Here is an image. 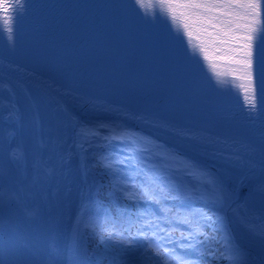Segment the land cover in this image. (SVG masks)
Listing matches in <instances>:
<instances>
[{
  "label": "bare ground",
  "instance_id": "6f19581e",
  "mask_svg": "<svg viewBox=\"0 0 264 264\" xmlns=\"http://www.w3.org/2000/svg\"><path fill=\"white\" fill-rule=\"evenodd\" d=\"M22 2L26 7L25 0ZM26 13L17 14L14 30L20 28L28 36L24 35L20 44L7 40L9 52L0 55V118L5 125L3 135L14 171V208L19 212L16 223L21 236L30 233L33 264H38L42 228L46 238L41 264H71L73 223L89 188L82 171V156L73 148L78 143L76 132L82 125L106 124L119 130H135L149 138L156 135L174 147L153 146L160 156L194 164L220 178L227 189H234L232 209L246 205L244 215L256 217L259 223V218L264 217V192L259 190L256 178L264 176V150L258 144L264 128L258 123L264 122V113L258 109L264 107V101L256 112H249L241 98L227 101L221 93L208 88L194 92L173 86L176 93L166 97V106L155 105L154 96L160 95L157 85H168L157 80L154 87L135 83L145 77L122 67L118 55L94 53L91 60L83 62L73 54L45 53L43 46L30 41L51 27L80 36L82 39L77 41L81 43L94 45L96 40H104L126 48L121 51L155 55L160 57L159 61L172 62L171 66L183 63L204 75L213 73L208 63L196 56L119 42L109 37L110 33L97 32L95 21L76 20L77 28H72L65 23L63 14L52 24ZM167 33L172 39L165 34L162 39L173 46L184 41L179 40L183 33ZM134 35L145 38L142 31H134ZM99 45L113 49L110 44ZM218 64L221 69L227 68ZM145 94L154 96L148 100ZM254 204L259 206L254 213H248V207ZM222 215L230 231L244 240L250 264H261L264 244L252 238L238 213L225 207ZM2 254L3 249L0 258Z\"/></svg>",
  "mask_w": 264,
  "mask_h": 264
},
{
  "label": "snow or ice",
  "instance_id": "6c2138e0",
  "mask_svg": "<svg viewBox=\"0 0 264 264\" xmlns=\"http://www.w3.org/2000/svg\"><path fill=\"white\" fill-rule=\"evenodd\" d=\"M135 2L141 9H147L153 15L158 10L170 20L176 32L183 33L193 54L198 50L218 82L227 83L224 77H231L233 86L238 87L242 93L248 111H257L264 99V0H135ZM22 8V0H0V28L9 34L10 41L16 16ZM214 45L226 47H213ZM220 52L227 54L215 55ZM218 61H223L227 68L221 69ZM101 129H106L107 134ZM76 137L79 142L74 143V150L80 149L85 153L94 145L104 147L110 145L112 141H119L125 145L123 150L128 155L123 158L111 155L93 157V167L115 173L120 170L121 165L131 167L134 164L137 175L144 173V181L140 184L127 182L116 184L125 199L158 205L163 204L165 200H196L205 206L191 211L161 208L166 217L163 222L169 225H187L190 230L185 232L175 227L167 229L161 227L162 218H153L155 214L146 210L141 211L138 216L143 223H129L127 228H121L114 221L101 220L99 212L93 210V202L82 204L76 213L72 229L77 247L82 239L88 237L95 239L97 246L106 245L108 241L129 246L138 236L146 243L145 251L150 252L158 264H199V261L178 253L175 246L168 245H177L185 252L195 251L201 260L207 256L225 260L228 264H250V253L232 235L222 215V209L225 207L233 210L234 214L238 213L242 217L243 226L251 236L264 244V217H260L257 223L256 217L244 215L243 208L246 205L232 209L235 203L234 189L231 191L227 189L220 178L207 170L182 160L176 161L167 155L161 156L165 161L163 167L146 168L144 161L138 158V153L148 152L149 149L138 148L137 145L148 141H143L130 131L119 130L106 124L82 125L76 132ZM13 158H16L15 155ZM169 161L177 164L175 171H182L191 183L174 182L171 177L165 175V170L171 168ZM84 169L86 172L89 169L87 161L84 163ZM259 190L264 192V184H261ZM16 203L15 195L8 197L7 201L0 196V214L11 211ZM3 223L7 224L8 221ZM133 227L136 228L135 236L131 235ZM204 227L212 228V233H206ZM124 232L130 235L125 237ZM17 239L14 231H10L7 239H0V253L5 244L14 245ZM209 243L215 244L216 247L206 249L205 245ZM103 258L105 257L93 256L96 264H100ZM0 264H4L2 258ZM110 264L122 262L116 261L113 257ZM261 264H264V249Z\"/></svg>",
  "mask_w": 264,
  "mask_h": 264
},
{
  "label": "trees",
  "instance_id": "16d2710c",
  "mask_svg": "<svg viewBox=\"0 0 264 264\" xmlns=\"http://www.w3.org/2000/svg\"><path fill=\"white\" fill-rule=\"evenodd\" d=\"M104 133L107 134L106 132ZM124 147L125 145L121 142L112 141L110 145H106L104 147L94 145L93 148L88 149L86 153L78 149L82 156V171L90 187V190L87 193V198L89 199L88 203H94L93 210L99 212L101 220L107 219L114 221L121 228H127L129 223H143L142 220L138 219V216L141 211L146 210L155 214L153 218H162L160 226L163 228L167 229L169 227H175L178 230H183L185 232L189 231L190 228L184 224L169 225L164 223L163 220L166 219V217H164V214L161 212V208H181L191 211L205 207L199 201L165 200L163 204L160 205L152 202L137 203L136 201L125 199L123 192H121L120 189L116 187L117 183L127 182L140 184L144 181V173L141 172L139 175H137V169L134 164H132L131 167L121 165L120 170L115 173L100 167H93V157L96 155H111L120 158L128 155V153L123 150ZM137 147L148 148V145L141 143L138 144ZM138 158L144 161L146 168L155 167L159 169L165 164V161L159 160L153 156L150 151L138 153ZM85 161H87L89 165L87 172L84 169ZM168 163L171 164V168L165 170V175L171 177L174 182H179L181 184L191 183V180L185 177L182 171H175V168L178 167L177 164L172 163L171 161ZM204 231L208 234H211L213 230L212 228L204 227ZM129 235L130 234L128 232H124L125 237ZM131 235H136L135 227L131 229ZM178 235L179 231H177V236ZM199 239H203V237H199ZM72 242V253L74 256L73 264H96V260L93 259V256L105 257L100 260V264H110V261L113 257L116 261L122 262V264H156L151 253L145 251L146 243L138 236L135 240H133V244L129 246L114 244L112 241H108L106 245L97 246L96 240L91 237L82 239L79 242L78 247L76 246L73 237ZM184 242L187 243V241ZM174 246L179 249L177 245ZM215 247L216 245L213 243L205 245L206 249H214ZM189 251L193 254V257L190 259L199 261V264H228V262L225 260L212 259L211 257L207 256L201 260L197 252L192 250ZM130 257H135V259H138L141 262H133L134 259H131Z\"/></svg>",
  "mask_w": 264,
  "mask_h": 264
},
{
  "label": "water",
  "instance_id": "95a60500",
  "mask_svg": "<svg viewBox=\"0 0 264 264\" xmlns=\"http://www.w3.org/2000/svg\"><path fill=\"white\" fill-rule=\"evenodd\" d=\"M25 36H28V35H25ZM4 37H5L6 41L9 40V34L7 32H6V35ZM23 37H24V33H22L20 30L17 31V29H16L12 33V41H15L17 44L22 43V39H24ZM6 41L4 42V41L0 40V55L1 56L6 55V53L9 52V51H7V48H6L7 47L6 45H8L6 43ZM32 44H35V43L33 42ZM35 45H37V44H35ZM8 47H12V46H8ZM16 47L17 46H15V48ZM13 48H14V46H13ZM135 83H138V84L141 83V84H144V86H148L151 84L153 87L155 85H157V84H154L153 80L145 82V81L141 80L140 78H139V81L138 82L136 81ZM163 84H165V83H163ZM166 85H168V86L157 85L160 88V95L154 96L151 94L150 95L145 94L144 97H146V98H148V100H150L154 96V98L156 99V101L154 102L155 105H160L161 107L163 105L166 106V102H167L166 97L170 96V93L175 92L174 89L172 91V86L170 84H166ZM164 86L166 88H164ZM169 86H171V87H169ZM109 120H110V122L112 120L115 121L114 119H109ZM113 123H115V122H113ZM4 126L5 125H3V120L0 118V169H1V171H0V196H2L5 201H7L8 197L13 196L14 171H13L12 164L10 162V157H9L10 148H9V146L6 145L5 135H3ZM131 132L134 133L137 137H140V138L148 141L151 144L153 143V139L151 138V136H150V138H151L150 139L146 134H143V133L141 134L138 131L131 130ZM258 144L264 150V140L262 143L258 142ZM155 145H157V146L166 145L170 148H174L171 145H167V143L153 144V145H149V146L153 148V146H155ZM88 186H89V184H88ZM18 220H19V212H17V210L14 208V205L12 206L11 211H5L4 213L0 214L1 238L7 239L8 235L10 234V231H14L18 237V239L16 240L14 245L11 243H8V244H5L3 246V254H2L3 257H2V259L4 261V264H33L31 261V255H30V250H31V245H32L31 239H30V233H28V231H27L26 232L27 234L23 235V236H21L19 234L18 223H16ZM3 221H8V223L5 224V223H3ZM39 233H40V245L38 247L37 254L39 255L38 256V264H41L42 257L44 255L43 254V248H44V241L46 238V232L42 228ZM231 233L235 237V239L241 244V246L245 247L244 246V240L242 239V237L240 235H237L235 232H231Z\"/></svg>",
  "mask_w": 264,
  "mask_h": 264
},
{
  "label": "rangeland",
  "instance_id": "374dc122",
  "mask_svg": "<svg viewBox=\"0 0 264 264\" xmlns=\"http://www.w3.org/2000/svg\"><path fill=\"white\" fill-rule=\"evenodd\" d=\"M104 130V129H103ZM104 132H106L107 133V131H105L104 130ZM151 136V135H150ZM261 136V135H260ZM151 138L155 141V142H157V143H162L163 142V140H160V139H158V137H156V135H152L151 136ZM231 138H235V137H231ZM227 139H230V138H227ZM261 139L263 140V138H262V136H261ZM143 141H146V140H144L143 139ZM154 141H153V143H154ZM153 143L151 144V143H145L146 145H148V149H149V151H150V153L153 155V156H155L156 158H158L159 160H162L161 159V156H160V153L159 152H157V151H155L154 150V148H152V147H150L149 145H153ZM164 143V142H163ZM178 145V144H177ZM179 146V145H178ZM180 147V146H179ZM181 148V147H180ZM183 149V148H182ZM248 161H251L252 162V160L251 159H248ZM245 175H250L249 173H247V172H243ZM240 174H241V172H240ZM264 174V173H263ZM257 183L258 184H260V186H261V184H264V176H258L257 178ZM87 181V180H86ZM89 187V186H88ZM89 190H90V187L88 188V190H87V193L89 192ZM87 193H86V196H85V202H84V204H87L88 203V201H89V199L87 198ZM259 206V204H254L253 206H251V207H248L249 208V211H248V213H254V210H256V208ZM253 238V237H252ZM255 238V237H254ZM171 247H174L173 245L171 246ZM72 253V252H71ZM181 254H183V255H189V256H191L192 255V252H180ZM131 259H134L133 260V262H137V263H139V262H141L140 260H138V259H135V257H130ZM74 263V256H73V253H72V259H71V264H73ZM252 264V263H251Z\"/></svg>",
  "mask_w": 264,
  "mask_h": 264
}]
</instances>
